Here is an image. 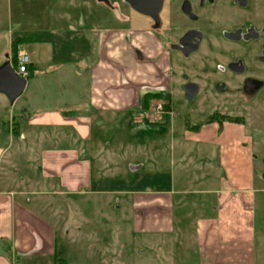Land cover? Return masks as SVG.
<instances>
[{"label":"crops","instance_id":"crops-1","mask_svg":"<svg viewBox=\"0 0 264 264\" xmlns=\"http://www.w3.org/2000/svg\"><path fill=\"white\" fill-rule=\"evenodd\" d=\"M53 6L40 30L22 23L0 53V65L14 66L15 53L30 58L21 99L11 103L0 93V264L55 257L54 216L71 198L93 193L126 196L133 230L157 237L151 244L159 248L168 244L165 236L184 234L185 216L193 217L194 256H173L175 264H264V121L255 134L247 118L190 119L176 129L168 102L146 99L166 89L169 70L149 25L121 27L118 7L100 0H52ZM111 122L120 123V144L105 156ZM12 149L23 155V168L8 155ZM122 162L150 171L117 178L113 168Z\"/></svg>","mask_w":264,"mask_h":264},{"label":"rangeland","instance_id":"rangeland-1","mask_svg":"<svg viewBox=\"0 0 264 264\" xmlns=\"http://www.w3.org/2000/svg\"><path fill=\"white\" fill-rule=\"evenodd\" d=\"M23 4L27 8L22 9L19 6L18 0H0V19H2L0 24V53L3 48L6 46L9 47L10 36H16V32L21 30L22 23L30 31L34 29L40 30L43 24H46L47 19L53 17V12L55 11L54 6L52 7V0H23ZM115 6L120 10V2L118 0H115ZM21 9L26 14L25 22L20 19ZM113 14L118 17L120 11L115 10ZM92 15L98 18L100 17L97 11H94ZM133 22L135 23V29H142L144 25L148 24L144 20H133ZM101 24L104 25L103 22ZM124 25L125 23L120 21L121 27H127V25ZM178 63L179 66L174 68L170 74L172 78L170 88L173 98V117L176 129L180 130L183 128L185 123L190 119L193 123L203 122L214 110L232 115H244L248 119L247 127L251 132L254 131L259 121H264V93L261 95L262 98H260L262 100L259 99L262 102L261 108L255 109L256 107L252 106V109L250 111L247 110V112H243V109H236L233 105L223 106L216 101L208 100L205 97L207 95L206 93L200 94L194 101L187 100L183 91V83L185 82L183 75H188L191 78L194 71L184 65L182 61L178 60ZM162 94L161 99L164 102H170L168 92L165 90ZM20 103L21 100H18V104L14 108V115L17 119L19 118ZM161 105L164 106V104ZM9 111L10 106L2 114L5 121L2 123V126L5 131L9 129ZM162 119H165V115H162ZM107 132L108 134L103 139L104 142L106 140L111 145L105 150V156L111 153L113 148L116 147V143L120 144V123L116 124L111 122ZM253 134L255 133L253 132ZM261 136L264 141V133ZM123 140H127L133 144L135 138L126 135ZM260 147L262 153H264V145ZM14 151L15 149H12L8 155L16 157L17 153L15 154ZM132 159L133 157H130V160ZM17 160L20 169L23 168V155L18 153ZM161 169L163 171L166 170L165 163H163ZM147 171H150L147 167L143 171H134L129 167L128 163L124 162L121 165L119 163L117 169L113 168V173L117 175V178L127 176L128 178L134 179ZM108 176H112V174L108 172ZM125 197L121 194L93 193L83 198H71V201L69 200V208L64 206L63 211L61 213L58 211L57 213L59 217L57 215L54 216L57 231L56 256H53L52 259L32 258L25 263L175 264L170 260L173 256H182L184 258L194 256L188 247L190 246L194 233L193 220L195 219L193 217L187 218L185 216L186 231L184 234L174 233L173 235L165 236L164 238H168V244H163L162 248H159L151 244V242L155 241L154 238L156 239L157 237L138 233L133 230L132 212L128 206V199ZM66 201L61 200L64 205H66ZM47 218L49 217L47 216ZM163 241L166 242V240L160 242Z\"/></svg>","mask_w":264,"mask_h":264},{"label":"flooded vegetation","instance_id":"flooded-vegetation-1","mask_svg":"<svg viewBox=\"0 0 264 264\" xmlns=\"http://www.w3.org/2000/svg\"><path fill=\"white\" fill-rule=\"evenodd\" d=\"M100 1L114 8L115 0ZM118 1L120 21L127 24L144 20L169 56L170 72L165 77L169 107L173 108L170 74L180 60L194 71L191 78L183 75L187 100L194 101L206 93V99L223 106L233 105L243 112L250 111L252 106L261 108L264 0H134L137 7L151 15L135 9L129 0ZM162 92H154L155 99H161ZM225 116L236 119L232 121L246 119L244 115L219 110H214L208 119L223 121Z\"/></svg>","mask_w":264,"mask_h":264},{"label":"water","instance_id":"water-1","mask_svg":"<svg viewBox=\"0 0 264 264\" xmlns=\"http://www.w3.org/2000/svg\"><path fill=\"white\" fill-rule=\"evenodd\" d=\"M129 3L138 11L151 15L150 12L144 11L137 7L134 0H129ZM27 83V78L18 74L11 60L5 61L0 65V93L6 95L11 103H14L24 92ZM194 93L188 98L192 100Z\"/></svg>","mask_w":264,"mask_h":264},{"label":"built area","instance_id":"built-area-1","mask_svg":"<svg viewBox=\"0 0 264 264\" xmlns=\"http://www.w3.org/2000/svg\"><path fill=\"white\" fill-rule=\"evenodd\" d=\"M30 63V58L27 54L25 53H18V65L16 67V71L18 74L27 77L28 75V65ZM158 109L160 111L164 110L163 105H159Z\"/></svg>","mask_w":264,"mask_h":264},{"label":"trees","instance_id":"trees-1","mask_svg":"<svg viewBox=\"0 0 264 264\" xmlns=\"http://www.w3.org/2000/svg\"><path fill=\"white\" fill-rule=\"evenodd\" d=\"M21 39H17L14 41V45H17L21 42ZM13 64L14 67H17L18 65V57L17 54L15 53L13 56ZM157 95H154V93H151L146 99H155ZM225 118H227L228 120H236L235 118L229 117V116H225Z\"/></svg>","mask_w":264,"mask_h":264}]
</instances>
